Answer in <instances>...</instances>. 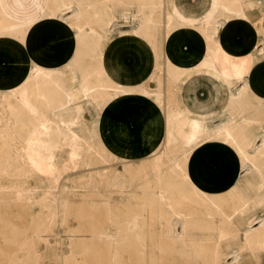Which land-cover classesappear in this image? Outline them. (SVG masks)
Returning <instances> with one entry per match:
<instances>
[{
  "label": "rangeland",
  "instance_id": "obj_1",
  "mask_svg": "<svg viewBox=\"0 0 264 264\" xmlns=\"http://www.w3.org/2000/svg\"><path fill=\"white\" fill-rule=\"evenodd\" d=\"M66 1L67 0H63L66 5L68 4V8L64 7L65 9L62 8L59 12L55 10V7L61 3L57 0H53L50 7V15L52 17L56 16V18H65L67 23L75 26L78 30L80 29L77 34V40L81 47H78L76 55L79 58H89L91 62L85 67L74 61V64L72 63L69 67H65L62 70L51 71L43 69L45 73H47L46 78V75H40L41 71H39L38 75L30 79L28 86L23 88L24 90H19L21 93L18 91L19 95L15 92L17 95L13 94L16 97L13 96V94L9 97H0V264H140L139 260L141 258L144 259V264H155L156 261V264H161V262L167 264L169 257H180L183 264H199V262L200 264H211L206 259L197 257L193 250L183 255L180 248H177L175 253L173 252L174 254H164L157 246L159 231L155 224L159 222L160 218L158 219V217L161 215V212L163 215L167 214V216L165 215L166 220L164 222L173 224L177 222L178 225L179 222L185 223V221L191 223L190 227L185 226L186 228L188 227L187 230L191 233L196 229H200L194 226V224H200L202 226H200L201 228L207 229L208 225L204 227L202 224L206 222L207 218V221H211L210 216L207 215L206 218L205 216L200 218L187 216L188 214H192V212L187 211V205L180 204L179 206H181L184 211H178L180 212L178 214H182V216L178 214L175 216V214L173 215L172 213V209L158 204L159 200L157 193L159 187L157 186L159 185L158 178L155 177L157 174L156 172L162 171L167 174L168 171L166 172L165 169L167 170L168 168L169 159L177 161V159L181 160L183 158V156L177 152L178 149H176L177 151L173 150L176 147L172 145L167 151L165 147L166 142H164L162 144L164 148L162 149L161 146L159 148L160 150L154 152V155L152 154V157L150 155L145 160H132L129 162L111 155L101 144L97 133L98 116L102 109H104L103 106H106L107 103L101 106L97 104L98 102H96V100L87 98L84 95L85 93H83L84 89H82V84H80L81 81H83L84 76L88 75L92 69L94 70L97 65V68L102 67L103 50L112 36L111 44L113 43V56L116 57L117 55H122L120 52H125V59L123 60L126 62L125 65L133 64V66H136L139 62L136 59L139 51L137 52L134 50L130 51L129 55L126 54V40H128L126 38H129L128 36L130 34L125 31H129L131 26L123 23L120 25L116 24L106 10V8H108V11H110L113 6L114 15L118 14L119 6L121 7L123 0H88L87 2L76 4ZM181 1L193 5L191 9L198 13L210 6L209 0ZM70 3L71 5L69 6ZM227 3L232 6V4H236V1L227 0ZM141 5L142 4H140V6ZM149 6V9L142 11L145 13L144 15H148V10H150V14L153 13V4L151 5L149 3ZM69 7H71V9H69ZM76 8H78L79 13L77 12L74 14L73 11ZM68 13L69 15L66 16ZM221 14L220 15L224 18L227 25L233 20H236V13L227 12ZM75 15L76 17H73ZM155 16L157 19H160V21H162L161 24L164 25L166 14L163 10L160 9ZM99 18H110V22L104 25L102 21H99ZM146 18L150 20V16H146ZM160 30H164V26H161ZM0 33L3 32L0 31ZM128 45L131 46L130 50L132 48L137 50L136 45L132 43ZM168 56L170 57V55ZM134 59L136 60L134 61ZM166 67L168 68V75L171 79V87L167 93V97H165V94H162L160 90V94L156 90V93L154 91H148L150 94L146 92L148 95L163 96L162 104L164 105V111L168 117V125H171L184 117L180 115L174 100L173 89L176 84L174 80L176 77L171 74L167 64ZM87 70L89 71L88 73ZM50 75L56 78L52 79ZM38 76L42 77L44 82ZM147 79L148 77L144 78L145 81ZM52 81L53 83L56 81V84L59 81L60 87L63 86L61 84H64L65 87L60 88L61 90L59 89V92H57V90L54 91V93L49 91L48 94H50V92L51 94L46 98L47 93L45 94V92H47V90L45 87L47 85V89H50ZM35 83L37 85L40 84L42 87L38 86L42 89L43 87L45 88V90L43 89L44 95L42 92L33 95L34 92L31 90L37 86ZM149 85H151L150 82ZM67 90H70L74 98L76 97V101L73 98V102L69 106H63L65 97L62 93ZM202 90L206 89H196V91ZM55 96L60 100L58 98V100H55V98H53ZM77 96L80 99L77 100ZM39 98H41V100ZM53 101H56L55 104ZM18 102H27V105H21L22 103H19V105ZM59 103L62 104L64 108L67 107L70 111L67 108L63 109ZM60 107L62 108L61 111ZM99 107H101V109ZM254 107L256 108L253 110L256 109L258 115L252 113L249 118L246 119L244 116L247 114L241 113V116L238 115L237 125L253 124L255 120H259L256 126L259 125V128L261 127V129L264 130V109L258 105ZM65 110L71 113H65ZM57 111H59V114L56 115V113H58ZM224 113L226 114L224 115ZM224 113L216 116L211 126H216L213 123L220 116H224L226 119V115H229V113ZM198 118L201 120L203 117L200 116ZM234 122L236 123V117L234 118ZM196 124L197 130L191 136L203 132L202 127L204 124L202 122H196ZM217 125L219 126L221 124ZM233 131H236V129H233ZM239 134H242V132L240 131ZM214 135L211 137L212 139L210 138L211 140L208 139V142H205L204 147L200 151V154L202 152H204V154L197 158L198 161L196 159L193 162V168H197L208 158V153H211L210 150L213 151L216 150L217 147H221L220 143L221 140H223L222 133L217 132L214 133ZM219 141L220 145L217 144ZM229 143L230 142H228L227 147H231ZM222 148H226V145H222ZM222 154L220 156L224 157L225 155ZM206 155L208 156L206 157ZM173 156L176 158L173 159ZM232 156L236 157L235 155ZM159 157L163 159H159ZM155 158L157 160L159 159V162H164L166 164L162 166L163 168L161 167V170H157L158 168L155 167V162H157ZM217 168H235L234 170H236L238 167H235L229 160L225 161V159H221L215 166L209 167V170L207 169V171L204 170L199 172L202 175L207 174L216 179L218 178L217 181H222V179L226 177L234 185V189H231L229 192L226 190V192H224L222 188H216V190H218V195L223 193L219 197L222 199L224 198L222 202L225 203H218L227 218H223L225 220L223 221L222 217L215 215L212 220L217 219V223L225 222L227 223L225 224V228H230L226 233L227 236L225 235L220 244H222L223 247H227L230 241L233 243L228 246L223 262H225V264H264V249H255V251L254 249H249L250 247L245 241L246 234L256 229H264V222H260L264 220V180L260 181L259 177L254 174L253 169L251 171L239 167V172H237V174L235 173L232 177V174H230V176L229 174L217 172ZM188 170H191V168L189 167ZM246 171L247 173H245ZM155 180L157 182H155ZM237 195L241 196L239 197ZM235 196H237L236 199ZM147 198L149 199L147 200ZM146 200L148 202H146ZM231 200H233V202ZM244 200L246 202H243ZM151 201L152 203H150ZM227 201L229 204H226L228 203ZM237 202L239 204H237ZM244 203L248 204L245 205ZM144 204L149 207H146ZM241 204L243 205L241 206ZM150 206H154V208ZM190 206L200 208L204 205L199 203ZM213 206L212 204L210 207ZM240 206L244 211H242ZM148 210L150 211L148 212ZM211 210L215 212L214 209ZM151 213L152 215H150ZM184 215L186 217H184ZM177 218L180 220H176ZM249 223L251 224L250 226ZM91 225L100 229L107 228L109 236L98 234L93 237L91 231L94 226ZM123 225H131L129 236H121V234L118 233V228L124 227ZM139 225H142L141 227L144 228H150V231L148 230V232H145L146 234L144 233L141 235L138 229ZM234 226L236 227L234 228ZM90 228L91 230L89 231ZM178 229L180 233L183 231L181 225L178 226ZM165 231L166 238L172 239V228L166 225ZM133 235L135 236L133 237ZM232 240H234V242ZM79 244L80 246H78ZM100 245L101 247H99ZM143 246H146V248ZM101 248L103 251L100 250ZM165 253L167 252L165 251ZM178 253L179 255L177 256ZM229 256H231V258Z\"/></svg>",
  "mask_w": 264,
  "mask_h": 264
},
{
  "label": "crops",
  "instance_id": "obj_2",
  "mask_svg": "<svg viewBox=\"0 0 264 264\" xmlns=\"http://www.w3.org/2000/svg\"><path fill=\"white\" fill-rule=\"evenodd\" d=\"M52 1L0 0V14L9 24L7 33H0V97H9L25 88L39 72L36 65L52 71L69 67L74 61L84 67L91 62L76 55L81 47L77 40L80 29L68 24L65 18L50 15ZM68 1L76 4L88 0ZM209 1L210 6L198 13L191 9L193 5L181 0H152L154 11L152 14L147 11L150 20L146 24L139 8L145 4L141 0H123L115 15L113 6L110 11L106 8L116 24L124 22L131 26L125 31L130 34L126 38V54L140 52L136 66L125 65V52L113 56V36L103 50L104 73L120 87L115 99L102 109L97 125L99 140L111 155L127 162L145 160L165 142L167 130L174 147L186 148L188 139L197 130L196 122L203 123L204 117L223 114L232 93L245 88V83L252 97L264 101V26L261 22L264 21V0H244L247 5L243 0H236V20L225 28V20L220 16L223 0ZM160 9L166 14L164 25L155 16ZM133 14L142 17L126 20ZM215 22L219 23L216 30H207ZM161 26L164 30H160ZM21 30L24 36L16 34ZM142 30H149L150 35ZM129 43L136 45L137 50H130ZM166 64L169 68L181 69L184 74L179 82L176 80L173 89L175 104L184 118L168 128L163 96L145 93L160 90L167 97L171 79ZM145 77H148L146 81ZM199 88L206 90L196 91ZM224 121L225 117L220 116L213 124ZM202 140L203 137L192 146ZM237 170L217 168L216 171L233 177Z\"/></svg>",
  "mask_w": 264,
  "mask_h": 264
},
{
  "label": "bare ground",
  "instance_id": "obj_3",
  "mask_svg": "<svg viewBox=\"0 0 264 264\" xmlns=\"http://www.w3.org/2000/svg\"><path fill=\"white\" fill-rule=\"evenodd\" d=\"M58 2H60L61 4L57 5L55 7V10L56 11H61L62 8L64 7H67L68 8V4L66 5L63 0H57ZM68 1V0H67ZM66 1V2H67ZM145 4H142L140 6V11L141 13H143L142 11L143 10H146V9H149L150 6H149V3L152 2V0H142ZM236 1V0H235ZM244 1V0H243ZM248 1V0H246ZM255 1V0H254ZM260 1V0H259ZM245 2V1H244ZM253 2V1H252ZM251 2V3H252ZM246 3V2H245ZM259 3V2H258ZM71 5V3L69 4V6ZM73 5V4H72ZM78 5V4H77ZM152 5V4H151ZM247 5V3H246ZM75 7V6H74ZM66 8V9H67ZM65 9V8H64ZM69 9H71V7H69ZM74 9V8H72ZM68 11V10H67ZM71 11V10H70ZM245 11V10H244ZM54 12V11H53ZM74 14H76L78 12V8H76L74 11ZM233 13L235 14L236 13V4H232L229 5L227 3V0H223L222 2V6H221V13ZM52 13V12H51ZM79 13V12H78ZM2 14V13H1ZM0 14V31L2 32H5L7 33L6 31H8L9 29V24L6 23V21L4 20V18L2 17V15ZM64 14V13H63ZM145 13H143V17L141 15H129L126 17V20L127 19H131L133 18L134 20L138 18V16H140V18L142 17L143 18V22L146 24L148 22L146 16L147 15H144ZM255 14V13H253ZM222 15V14H221ZM220 15V16H221ZM246 15V13H245ZM252 15V14H251ZM55 16V15H54ZM73 17H76L73 16ZM246 17V16H245ZM249 17V15H248ZM247 17V18H248ZM261 17V15H260ZM7 18V17H6ZM56 18V16H55ZM251 18V17H250ZM257 18H259V16H257ZM110 19V18H109ZM109 19H105V18H99V21H102L104 23V25H107L110 21ZM214 19V18H213ZM255 19V18H254ZM260 19V18H259ZM262 20H264V18H262ZM138 21V20H137ZM256 21V20H254ZM258 21V19H257ZM129 22V21H128ZM135 22V21H134ZM260 23V21H258ZM262 22V25L264 26L263 22L264 21H261ZM124 23V22H123ZM135 23H138V22H135ZM69 24V23H68ZM219 23L218 22H215L214 24L210 25L209 27H207V30H212V29H215L216 30V27H218ZM137 25V24H136ZM134 25V27L136 26ZM139 25V24H138ZM222 25V24H221ZM261 25V23H260ZM13 26V25H12ZM224 26V25H222ZM227 26V24H225L224 28ZM140 27V26H139ZM205 27V26H204ZM220 27V26H219ZM261 27V26H260ZM33 28V27H32ZM259 28V27H257ZM263 28V27H261ZM22 29V28H21ZM28 29V28H27ZM223 29V28H222ZM138 30V29H137ZM258 30V29H257ZM261 30V29H260ZM264 30V29H263ZM33 31V30H32ZM143 33L145 35H150V31L149 30H142ZM168 31H171V30H168ZM135 32H136V28H135ZM260 32V31H259ZM262 32V31H261ZM264 32V31H263ZM14 33V32H13ZM16 34H20V36H22L24 34V32L21 30V31H16ZM24 36V35H23ZM27 37V36H25ZM149 37V36H148ZM26 39V38H25ZM31 39H34L31 37ZM219 40V39H218ZM217 40V41H218ZM213 44L214 42V38H212L210 40ZM216 41V39H215ZM216 41V42H217ZM215 42V43H216ZM221 43V42H219ZM215 45V44H214ZM84 50V49H83ZM262 53V52H261ZM257 54V53H256ZM255 55V54H254ZM261 56V55H260ZM258 56V57H260ZM212 57V56H210ZM210 59V58H209ZM258 59V58H257ZM208 60V59H207ZM207 62V61H206ZM205 62V63H206ZM74 64V63H73ZM207 64V63H206ZM80 65V64H79ZM205 65V64H204ZM37 66V65H36ZM83 66V65H82ZM206 66V65H205ZM98 65L96 66V70L92 69V71L90 73H88L89 71L87 70V73L88 75L84 76L83 78V81H81L80 84H82V89H84L83 93H85L84 95L87 97V98H91V99H94L96 100V102H98L97 104H100L101 106H103V104L105 105L106 103H108L116 94H118L120 92V87L116 86L115 84H113L109 78L106 76V74L104 73V70H103V67L101 68H97ZM204 67V66H203ZM37 69H39V71H41L40 75L41 74H44L46 75L47 73H45V71L43 70L44 68H41V67H37ZM168 69V68H167ZM84 71V70H83ZM168 71V70H167ZM169 72V71H168ZM170 72L171 74L175 75V77L177 78V81L178 79H180V76L183 74V71L179 68H170ZM39 73V72H38ZM50 74V73H49ZM48 74V75H49ZM168 74V73H167ZM38 75V74H37ZM172 75V77H173ZM184 75V74H183ZM52 75H50L51 77ZM40 77V76H38ZM43 77V75H42ZM42 77H40V79L44 82V80L42 79ZM47 77V75L45 76V78ZM49 77V78H50ZM37 78V77H36ZM44 78V79H45ZM54 77L52 76V79ZM56 78V77H55ZM54 78V79H55ZM176 78H174V80L176 81ZM39 79V78H38ZM48 79V78H47ZM173 79V78H172ZM46 80V79H45ZM35 81V80H34ZM33 81V82H34ZM47 81V80H46ZM45 81V82H46ZM50 81V80H49ZM48 81V83H49ZM57 81V79H56ZM55 81V82H56ZM176 81V82H177ZM38 82V80H37ZM54 82V83H55ZM59 82V81H58ZM57 82V84L53 83L52 81V84H51V87L50 89H47V85H46V90L47 92H45V94L47 93V97L50 96V94H48L49 91H52V93H54V91L57 90V92H59L62 88V87H65L64 84H61L63 85L62 87H60V84ZM83 82V83H82ZM179 82V81H178ZM47 83V84H48ZM31 84V83H30ZM36 84V83H35ZM44 84V83H43ZM79 84V83H78ZM79 84V85H80ZM37 85V84H36ZM34 85V86H36ZM39 86H41L40 84H38ZM36 86L34 88H32V92L33 95H37V94H40V92L43 93L44 95V91L43 89L45 90V88L43 87V89L39 86ZM50 85V84H49ZM237 85V84H236ZM246 83L244 84V87L245 88H240L239 90H236V93H232V96H231V99H230V103H229V107L226 109L225 112L229 113V115L227 114L226 116V119L224 122L221 123V125H216V126H211L212 125V122L213 120L215 119V117L213 116H207V117H204L203 119V123H204V127H203V132H201V134H196L194 136H191L190 139H188L189 141H187V144L189 146H187L186 148H172L173 150H176L178 149V153H180L183 158L181 160L177 159V161H173V160H170L169 158V165H168V168L167 170L165 169V171L167 172L164 173L162 171L160 172H156V176L158 179V185L157 187H159L158 189V193H157V196H158V200H159V203L158 202H155V203H158L160 205H163V206H167L169 207V209H172V213L173 215L175 214V216L180 213L178 211H184L182 210L181 206H179L180 204H183V205H187L186 209L188 212H192V214H188L187 216H194V217H203L205 216L206 218V215L207 216H210L211 218V221H207L205 223H203L202 225L205 227V225H208V228L205 229V228H201L202 226L200 224H194V226H197L199 227L200 229H196L195 231H193L192 233L189 232V230H187V228L185 226H189L191 225V223H187L185 220V223L182 222L180 223L179 222V225L182 226V229L183 231L180 233L179 229H178V223H168V222H164L166 219L165 215L167 216V214H162L161 212V215H159L158 219L160 218L159 222L156 223L155 225L157 226V229L159 231V235L157 236V242H158V249H160V251L164 252V254H172L173 252L175 253V250L177 248H180V250L183 252V255L184 253L188 254L190 250H193L195 253V255L199 258H202V259H206L209 263L211 264H225V262H223V259L227 253V248L229 245L233 244L231 243V241L229 242L230 244L227 245V247H223L221 243V240L224 239L226 233L230 230V228H225V222H221V223H217L216 220H212V218L217 215V216H220L222 217V220L225 221L223 218H227L226 217V214L223 213V211L221 210V208L219 207V203L223 201V199L219 196L221 195H218V190L217 189H220L222 188V190L224 192L226 191H230L231 189H234V185L225 177H223L224 179L219 180L217 181V179L215 177H212L210 175H202L201 171H204L209 168V167H212L213 165L215 166L217 164V162H219L221 159H225L226 160H229L235 167H241L242 169H246V170H251L252 169L254 170V174L256 176L259 177L260 181L264 180V130L261 129V127L259 128V125L256 126V123L259 121V120H255L253 122V124H244V125H237L238 124V115L241 116V113H244V114H247L244 116V118H249L250 114L252 113H256L258 115V111L255 109L253 110L255 105H258L259 107H262L264 109V101L263 100H260V99H255L254 97L251 96V94L249 93L250 91H248V88L245 86ZM248 85V83H247ZM28 86V85H27ZM32 86V85H31ZM30 86V88H31ZM45 86V85H44ZM81 86V85H80ZM79 86V87H80ZM243 86V85H242ZM60 89V90H59ZM237 89V88H236ZM21 90V89H20ZM24 90V89H23ZM26 90V89H25ZM59 90V91H58ZM63 90V89H62ZM27 91V90H26ZM24 91V92H26ZM30 91V89H29ZM73 91V90H72ZM157 91V90H156ZM21 93V91H19ZM19 92L17 91L18 95H19ZM31 92V93H32ZM62 92V91H61ZM144 92V91H143ZM155 92V91H154ZM159 92V91H158ZM157 92V94H158ZM17 93L14 94L17 95ZM23 93V92H22ZM28 93V92H27ZM41 93V94H42ZM73 93V92H72ZM147 93V92H145ZM149 93V92H148ZM156 93V92H155ZM13 94V96H15ZM25 94V93H24ZM59 94V93H58ZM57 94V95H58ZM63 96L65 97L64 99V103H63V106H69L72 102H73V95L71 94L70 90H67V91H64V93H62ZM150 94V93H149ZM156 94V95H157ZM160 94V92H159ZM29 95V93H28ZM42 95V96H43ZM76 95V94H75ZM83 95V96H84ZM25 96V95H23ZM30 96V95H29ZM53 96V95H52ZM84 96V97H85ZM158 96V95H157ZM161 96V95H160ZM159 96V97H160ZM16 97V96H15ZM18 97V96H17ZM26 97V96H25ZM32 97H35V96H32ZM61 97V96H59ZM38 98V97H37ZM43 98V97H42ZM55 98V100L58 98L53 97ZM63 98V97H62ZM76 98V97H75ZM74 98V100L76 101V99ZM16 99V98H15ZM36 99V98H35ZM41 100V98H39ZM59 99V98H58ZM57 99V100H58ZM80 99L78 98L77 96V100ZM115 99V97H114ZM18 100V98H17ZM24 100V99H23ZM37 100V99H36ZM47 100V99H46ZM60 100V99H59ZM22 101V100H20ZM50 101V100H48ZM52 101V99H51ZM87 101V100H86ZM91 101V100H89ZM54 102V101H53ZM56 102V101H55ZM54 102V104H55ZM58 102V101H57ZM95 102V103H96ZM19 103H22L21 105H25L27 102H18ZM61 103V102H60ZM59 103V104H60ZM51 104V102H50ZM58 104V106H59ZM76 104V103H75ZM91 104V102H90ZM20 105V104H19ZM27 105V104H26ZM35 105V104H34ZM57 105V104H56ZM55 105V106H56ZM54 106V107H55ZM60 106H62V104H60ZM62 106V107H63ZM26 107V106H24ZM105 106H103L104 108ZM56 108V107H55ZM61 108V107H60ZM67 108V107H66ZM63 107V109H66ZM101 109V107H99ZM59 109V108H58ZM68 109V108H67ZM71 109V108H70ZM62 110V108L60 109V111ZM69 110V109H68ZM56 111V109H55ZM70 111V110H69ZM69 111H66L65 110V113L66 112H69ZM72 111V109H71ZM100 111V110H99ZM230 111V112H229ZM59 114V111H57ZM262 112V111H261ZM61 113V112H60ZM71 113V112H69ZM236 113V114H235ZM64 114V112H63ZM226 113H224L225 115ZM263 114H264V110H263ZM61 115V114H60ZM243 115V114H242ZM63 116V115H62ZM66 116V115H65ZM100 116V114H99ZM98 116V117H99ZM236 117V123L234 122V118ZM251 119V118H250ZM263 119V118H262ZM244 120V119H243ZM264 120V119H263ZM248 121V120H247ZM246 121V122H247ZM167 122L168 121V117H167ZM240 123V122H239ZM168 126L170 125H167V128ZM236 127V128H235ZM233 129L236 131H233ZM244 129V130H243ZM254 129V130H252ZM261 129V130H259ZM205 131V132H204ZM241 131L242 134H239V132ZM248 131V133H247ZM217 132H220L222 133V136H223V140H221V143L220 141L217 143V144H221V147H217L216 150H213L210 152L211 153H208V155H206V157L208 156V158L202 162V164L200 166H198L197 168H193L192 164L193 162L199 157L200 155V151L202 150V148L204 147V144L205 142H208L207 140L210 139L211 137H213L214 133H217ZM236 132V133H235ZM218 136V135H217ZM203 137V140L200 144H198L197 146H192L194 143H196V141L198 139H202ZM215 137V135H214ZM221 138V137H220ZM212 139V138H211ZM210 139V140H211ZM209 140V141H210ZM230 140V141H229ZM216 141V140H215ZM166 150L170 149V147L172 146V143L171 142V138H170V133L169 131L167 130V135H166ZM227 142V143H226ZM228 142H230L229 144H231L230 146L231 147H227V144ZM219 144V145H220ZM208 145V144H207ZM222 145H226V148H222ZM186 146V145H185ZM210 146V145H209ZM176 147V146H175ZM211 147V146H210ZM164 148V146L162 145V149ZM205 149V148H204ZM215 149V147H214ZM155 150V149H154ZM160 150V149H158ZM167 150V151H168ZM205 151V150H204ZM161 152V151H160ZM76 153V152H75ZM74 153V155H75ZM168 153V152H167ZM224 154L225 156L222 157L220 156L221 154ZM158 154V153H157ZM172 154V153H171ZM204 154V152H203ZM222 154V155H223ZM77 155V154H76ZM154 155V154H153ZM156 155V154H155ZM162 155V154H161ZM169 155H170V152H169ZM173 155V154H172ZM232 155H235L236 157H233ZM163 156V155H162ZM179 156V154H178ZM152 157V155H151ZM170 157V156H169ZM181 157V156H180ZM158 158V156H157ZM162 158V157H159V159ZM173 159L176 158V157H172ZM179 158V157H178ZM150 159V158H149ZM156 159V158H155ZM159 159L155 162V167L158 168L157 170H161L163 167V165H166L164 162L161 163L159 162ZM163 159V158H162ZM13 161V160H12ZM162 161V160H160ZM168 161V160H167ZM198 161V159H197ZM196 161V162H197ZM201 161V160H200ZM154 165V163H153ZM223 165V164H222ZM162 167V168H161ZM167 167V166H165ZM191 168V170H188V168ZM223 167V166H222ZM146 168V167H145ZM153 168V167H152ZM160 168V169H159ZM147 169V168H146ZM235 169V168H234ZM237 169V168H236ZM156 170V169H155ZM209 170V169H208ZM243 171V170H241ZM215 172V171H214ZM239 172V170H238ZM207 173V172H206ZM244 173V172H243ZM247 173V171L245 172ZM230 175V174H229ZM219 176V175H217ZM223 176V175H222ZM231 176V175H230ZM241 176V175H240ZM244 178V177H243ZM249 178V176H248ZM257 178V177H256ZM156 179V178H155ZM241 179V178H239ZM245 180V179H244ZM249 180V179H248ZM221 181V182H220ZM234 181V180H233ZM246 181V180H245ZM259 181V180H258ZM155 182H157L155 180ZM237 182V181H236ZM249 183V182H248ZM247 183V184H248ZM252 183V182H251ZM220 185V186H219ZM243 185V184H242ZM156 186V185H155ZM240 186V185H239ZM258 186V185H257ZM242 187V186H241ZM254 187V186H253ZM252 187V188H253ZM256 187V185H255ZM250 188V187H249ZM157 189V188H156ZM240 189V188H239ZM246 189V188H244ZM226 190V191H225ZM238 191V190H237ZM242 191V190H241ZM248 191V190H247ZM235 192V191H234ZM246 192V191H245ZM249 192V191H248ZM263 192V190H262ZM232 193V192H231ZM236 193V192H235ZM264 193V192H263ZM262 193V194H263ZM228 194V193H227ZM226 194V195H227ZM233 194V193H232ZM239 194V192H238ZM242 194V193H241ZM149 195V194H148ZM156 195V194H155ZM154 195V196H155ZM225 195V194H224ZM229 195V194H228ZM251 195V194H250ZM150 196V195H149ZM231 196V195H230ZM239 196V195H237ZM235 196V199L236 197ZM241 196V195H240ZM239 196V197H240ZM229 197V196H228ZM233 197V196H232ZM244 197V195H243ZM261 197V196H260ZM230 198V197H229ZM250 198V197H249ZM248 198V199H249ZM253 198V197H252ZM256 198V196H255ZM254 198V199H255ZM264 198V197H263ZM53 199V198H51ZM149 198H147L148 200ZM154 199V198H153ZM226 199V197H225ZM233 199V198H231ZM243 199V198H242ZM247 199V198H245ZM146 200V202H148ZM241 200V198H240ZM233 202V200H231ZM144 202V203H146ZM219 202V203H218ZM228 202V201H227ZM231 202V203H232ZM236 202V201H235ZM239 202V201H238ZM237 202V204H239ZM243 202H246L245 200ZM152 203V201L150 202ZM154 203V202H153ZM203 204L204 206L200 207V208H196L193 207V206H190V205H197V204ZM223 203V202H222ZM225 203V202H224ZM223 203V204H224ZM156 204V205H158ZM206 204V205H205ZM213 204L214 208L213 207H210L211 205ZM226 204H229L226 203ZM225 204V205H226ZM237 204H236V207H237ZM245 205L248 204V203H244ZM145 205V204H144ZM155 205V206H156ZM159 205V206H160ZM207 205H210V206H207ZM243 204H241L242 206ZM244 205V206H245ZM146 206V205H145ZM240 206V208H241ZM146 207H149V206H146ZM145 207V208H146ZM152 207V206H150ZM162 207V206H161ZM160 207V208H161ZM224 207V205H223ZM235 207V205H234ZM233 207V208H234ZM154 208V206L152 207ZM157 208V207H156ZM155 208V209H156ZM181 208V209H179ZM229 208V207H228ZM231 208V207H230ZM239 208V207H238ZM244 208V207H243ZM148 209V208H146ZM154 209V211H155ZM159 209V208H157ZM162 209V208H161ZM166 209V208H165ZM211 209H214L215 212H213ZM236 209V208H235ZM242 209V208H241ZM153 210V209H152ZM248 210V209H247ZM246 210V212H247ZM144 211V210H143ZM150 210H148L149 212ZM161 211V210H160ZM167 211V210H166ZM165 211V212H166ZM174 211V212H173ZM186 211V210H185ZM240 211V210H239ZM242 211H244V209H242ZM146 212V211H145ZM156 212V211H155ZM177 212V213H176ZM241 212V211H240ZM164 213V212H163ZM234 213V212H233ZM144 214V212H143ZM142 214V215H143ZM148 214V213H147ZM154 214V213H153ZM170 214V213H169ZM242 214V213H241ZM145 215V214H144ZM143 215V216H144ZM152 215V213L150 214ZM157 215V214H156ZM180 216H182V214H178ZM250 215V214H249ZM254 215V214H253ZM252 215V216H253ZM132 216V215H131ZM155 216V215H154ZM142 217V216H141ZM150 217V216H149ZM148 217V218H149ZM184 217H186L184 215ZM172 218V217H171ZM218 218V217H217ZM134 219V218H133ZM168 219V218H167ZM174 219V218H172ZM179 218H177L176 220H178ZM183 219V218H182ZM181 219V220H182ZM221 219V218H220ZM232 219V218H231ZM157 220V219H156ZM180 220V219H179ZM205 220V219H204ZM221 220V221H222ZM227 220V219H226ZM231 221V220H230ZM146 222V221H145ZM149 222V221H148ZM153 222V221H151ZM155 222V221H154ZM190 222V221H189ZM233 222V221H232ZM261 223L264 222L263 221H260ZM124 223V222H123ZM230 223V222H229ZM238 224V223H237ZM99 225V224H98ZM166 225L170 226V228H172V232H171V235H172V239H168L166 238ZM234 225V224H233ZM251 224L249 223V226ZM91 226H94V225H91ZM124 226V225H123ZM142 225H139V233L142 235L144 234L145 232H148V230L150 228H144V227H141ZM144 226H147V225H144ZM201 226V227H200ZM227 226V225H226ZM263 226V224H262ZM261 226V227H262ZM90 227V226H89ZM88 227V228H89ZM236 226H234L235 228ZM196 228V227H195ZM241 228V226H240ZM118 233L121 234V236H129V231L131 229V225H126L124 227H121V228H118ZM91 230V228L89 229V231ZM153 230V229H152ZM181 230V229H180ZM194 230V228H193ZM208 230V232H207ZM232 230V229H231ZM150 231V230H149ZM92 236L94 237L97 236L98 234L100 235H108L109 233L107 232V228H104V229H100L96 226H94L92 228ZM135 232V231H134ZM250 232V231H249ZM117 233V232H116ZM117 233V234H118ZM138 233V232H137ZM136 233V234H137ZM146 234V233H145ZM246 234V233H245ZM231 235V234H230ZM109 236V235H108ZM135 235H133L134 237ZM227 236V235H226ZM232 236V235H231ZM91 237V236H90ZM102 237V236H101ZM168 237V236H167ZM83 238V237H82ZM113 238V237H111ZM119 238V237H118ZM123 238V237H122ZM125 238V237H124ZM86 239V238H85ZM92 239V238H91ZM98 239V238H97ZM105 239V238H104ZM94 240V239H93ZM128 240V239H127ZM133 240V239H132ZM92 241V240H91ZM102 241V240H100ZM109 241V240H108ZM117 241V240H116ZM234 242V240H232ZM245 241L247 242L246 244H248V247L249 249H264V229L261 228V229H256V230H253L251 231L250 233L246 234L245 236ZM81 243V242H80ZM131 243V242H130ZM146 243V242H145ZM238 243V242H237ZM83 244V243H82ZM81 244V245H82ZM99 244V243H98ZM147 244V243H146ZM103 245V244H102ZM145 245V244H144ZM80 246V244L78 245ZM97 246V245H96ZM238 246V244H237ZM85 247V246H83ZM98 247V246H97ZM101 247V245L99 246ZM119 247V246H118ZM117 247V248H118ZM144 247V246H143ZM82 248V246H81ZM104 248V247H102ZM102 248L100 250H102ZM146 248V246L144 247ZM84 249V248H83ZM94 249V248H93ZM138 249V248H137ZM149 249V248H148ZM96 250V249H95ZM94 250V251H95ZM120 250V249H119ZM139 250V249H138ZM167 253H165V251ZM239 250V249H238ZM82 251V250H81ZM103 251V250H102ZM101 251V252H102ZM143 251V250H142ZM180 251V252H181ZM230 251V250H229ZM228 251V252H229ZM232 251V250H231ZM237 251V250H236ZM83 252V251H82ZM90 252V250H89ZM93 252V251H92ZM147 252V251H146ZM179 252V253H180ZM188 252V253H187ZM80 253V252H79ZM78 253V254H79ZM121 253V252H120ZM173 253V254H174ZM177 253V252H176ZM179 253L177 254V256L179 255ZM193 253V252H192ZM236 253V252H234ZM256 253V252H255ZM88 254V252H87ZM100 254V253H99ZM80 255V254H79ZM97 255V254H96ZM102 255V254H100ZM146 255V254H145ZM84 256V254H83ZM151 256V255H150ZM149 256V257H150ZM162 256V254H161ZM166 256V255H165ZM174 256V255H173ZM186 256V255H185ZM237 256V255H236ZM159 257V256H158ZM169 257V256H167ZM231 258V256H229ZM186 258V257H185ZM198 258V259H199ZM238 258V257H237ZM151 259V258H150ZM187 259V258H186ZM190 259V258H189ZM155 260V259H154ZM153 260V261H154ZM158 260V259H157ZM236 260V259H235ZM238 260V259H237ZM107 261V260H106ZM128 261V260H127ZM185 261V259H184ZM188 261V260H187ZM190 261V260H189ZM201 261V260H200ZM230 261V260H229ZM100 262V261H99ZM104 262V261H103ZM157 262V261H156ZM155 262V264H156ZM159 262V260H158ZM207 262V263H208ZM139 263L140 264H144V259H140L139 260ZM185 263V262H184ZM194 263V262H193ZM232 263V262H231ZM153 264V263H152ZM160 264V263H159ZM161 264H163L161 262ZM167 264H183V262L181 261V258L180 257H174V258H168L167 260ZM192 264V263H191ZM200 264V262H199ZM203 264V263H202ZM205 264V263H204Z\"/></svg>",
  "mask_w": 264,
  "mask_h": 264
}]
</instances>
